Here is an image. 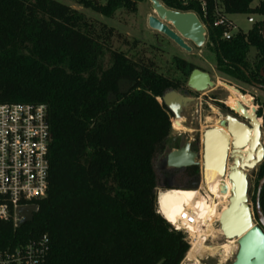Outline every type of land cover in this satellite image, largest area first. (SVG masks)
Listing matches in <instances>:
<instances>
[{"label": "trees", "instance_id": "trees-1", "mask_svg": "<svg viewBox=\"0 0 264 264\" xmlns=\"http://www.w3.org/2000/svg\"><path fill=\"white\" fill-rule=\"evenodd\" d=\"M161 1L196 13L207 25L221 73L264 86V0L255 7L253 0H223L225 13L256 17L249 30L241 28L231 39H223L224 28L213 24L212 0ZM77 2L109 18L136 9L134 0ZM113 32L58 0H0V103L46 104L51 133L47 195L36 202L31 221L0 220V251L47 234L45 264L184 260L186 234L158 213L154 193L155 158L172 131L159 98L179 83L135 47L132 55L112 49ZM251 48L257 51L253 63ZM177 66L186 76L195 68L183 59ZM246 99L256 108L253 97ZM252 200L256 210V195ZM260 206L264 214V187Z\"/></svg>", "mask_w": 264, "mask_h": 264}, {"label": "water", "instance_id": "water-1", "mask_svg": "<svg viewBox=\"0 0 264 264\" xmlns=\"http://www.w3.org/2000/svg\"><path fill=\"white\" fill-rule=\"evenodd\" d=\"M149 1L154 10V15L148 18V25L152 30L165 35L180 48L189 52L192 51V47L188 42L197 47L205 44L208 29L196 13L168 8L161 0ZM187 85L197 92H202L215 87L216 82L208 72L196 68L190 73ZM256 86L264 88L261 84ZM159 99L174 113L176 120L181 118L183 109L194 101L193 98L181 95L174 89H167ZM239 107L242 113L251 119V125L234 116L226 115L220 121V127L207 129L202 134L200 152L192 151L188 145L184 149L172 151L167 155V160L169 165L175 167L199 165L204 172L212 166L213 143H219L221 161L219 172L230 181L231 196L228 207L217 222L223 238L236 239L238 245L234 259L229 264H264V214L260 206L264 176L259 181L256 195V216L259 220V224H256L255 215L250 207L248 174L250 170L264 162L263 121L258 115L257 108H254L249 115L245 107L242 105ZM197 158L201 161L197 162ZM229 159L232 161L230 165H228ZM200 187L199 177L188 185L189 189ZM154 193L158 202L159 189H155ZM37 210L36 206L19 209V214L23 216L19 225L31 221Z\"/></svg>", "mask_w": 264, "mask_h": 264}, {"label": "rangeland", "instance_id": "rangeland-1", "mask_svg": "<svg viewBox=\"0 0 264 264\" xmlns=\"http://www.w3.org/2000/svg\"><path fill=\"white\" fill-rule=\"evenodd\" d=\"M62 3H65L74 9H77L83 12L88 19L96 24L99 27L100 23L105 24L108 28L113 29V36L110 40L111 48L117 50H123L128 54L132 55L133 51L130 52L133 47L134 51L137 52V55L146 57L149 61H152L154 65L157 67L158 71L162 74L169 76L170 78L175 79L179 85L178 90L182 89V86L187 89L186 83L189 75H184L180 69L177 67V60L183 59L186 63H192L194 67H199L200 69L208 72L213 80L217 83L219 87L217 89L209 88L202 93L192 94L193 97H198V103L195 104L191 109H198L200 111V105L203 102V98H205L204 94L218 96L220 98L226 99L228 98L229 104L232 106L236 105L235 99H239L241 103L246 107L250 108V112H253V107L250 106L246 99V94L253 97V105L257 109H261L262 114H264V88L256 86V84L246 83L240 80H237L233 77L227 76L221 73L217 68V57L216 53L212 48V44L209 41V35L207 33V40L202 47H197L191 42H188L192 51H186L180 48L177 44H175L172 40H170L165 35L152 30L148 25V18L151 15H154V10L152 8V4L149 0H134L136 3V9L133 11L127 10H119L116 12L114 17L109 18L100 13L93 11L92 9L85 8L80 5L77 0H58ZM101 3H106L107 0H98ZM232 19L236 21L237 25L243 30L247 31L252 27L251 23L247 21V14H234L231 15ZM207 26V25H206ZM208 29V27H207ZM135 43V45H134ZM257 55V51L254 48H251L248 54V60L253 63L255 61ZM104 66L108 67L110 65V53L104 57ZM181 87V89H180ZM223 87H226L230 93H228ZM239 87L241 90H236ZM161 102V100L159 99ZM199 116V112L197 113ZM183 119H188L186 122H181L180 130L178 131L173 127V119L172 121V131L171 135L176 136L178 133L183 132L184 130H194V129H204L206 123L201 122V127L198 124L191 123L189 120L188 112L183 114ZM208 124H211L214 120L209 118ZM184 126V127H183ZM190 135H196L195 132H188ZM264 141V138H263ZM231 164V163H229ZM260 166L257 168L250 170L249 174V194H250V207L255 215V223L259 224V220L256 216L255 205L253 203L252 197L257 195L258 185L260 181L259 172ZM157 173V184L158 187L156 189L167 190L172 188H182L188 189V183L185 177L180 175H168L167 177L171 180L170 182H165V180L159 177V172ZM203 177L204 172H202ZM163 179V180H162ZM204 180V178H203ZM203 184V183H202ZM205 189H201V192L205 194ZM217 197H220L217 194ZM222 197V196H221ZM226 208V204L220 210V213ZM218 219L215 221L214 225L219 228ZM225 242L223 236L218 237L215 240H209L207 242L208 245L218 246ZM230 246L234 247L237 251L238 245L235 239L227 241ZM191 248V245H190ZM189 248V249H190ZM189 251V250H188ZM221 253V254H220ZM213 254V250L207 246L205 247L200 255L194 259V261H198V264H229L233 261L235 253L230 256L227 260H225V256L222 253ZM187 255V254H186ZM217 257V258H216ZM186 258V256H185ZM221 259V260H220Z\"/></svg>", "mask_w": 264, "mask_h": 264}, {"label": "built area", "instance_id": "built-area-1", "mask_svg": "<svg viewBox=\"0 0 264 264\" xmlns=\"http://www.w3.org/2000/svg\"><path fill=\"white\" fill-rule=\"evenodd\" d=\"M212 1L216 15L213 24L224 28L223 39H231L241 28L230 14L225 13L223 0ZM261 1L253 0L251 6L255 7ZM247 21L253 25L256 17L248 15ZM261 73L264 75L263 71ZM50 145L46 104L0 103V220H12L19 225L23 219L19 209L38 207L36 202L47 195L51 170ZM158 213L175 230L186 234L191 243L186 227L197 223L194 213L182 210L176 222H170L160 209ZM49 249V236L43 234L13 249L0 251V264H45ZM187 263L198 264V261L184 258L181 264Z\"/></svg>", "mask_w": 264, "mask_h": 264}, {"label": "bare ground", "instance_id": "bare-ground-1", "mask_svg": "<svg viewBox=\"0 0 264 264\" xmlns=\"http://www.w3.org/2000/svg\"><path fill=\"white\" fill-rule=\"evenodd\" d=\"M235 102L239 111L242 112L239 106H245L239 99H235ZM248 114H251L250 110H248ZM180 124L181 121L179 119L175 120V129L178 131H181ZM218 145L219 143L217 142L213 143V155L211 156L212 166L204 171L205 177H203V184H201L200 188H172L159 191L157 202L158 209H160V212H162L170 222H176L180 212L186 209L190 210L197 217L196 224L186 227L192 238L190 243L191 248L186 255L187 261H194L207 246L213 250V254L220 253L222 250V253L226 257L225 260L236 253L235 248L230 246L227 242L228 240H225L224 243L218 246L207 244L209 240L213 241L223 236L221 229L216 227L214 223L217 219H220L222 214L220 210L224 205L226 204V208L228 207L229 197L231 196V183L219 172L221 161L219 159L220 147ZM201 189H205V194L201 192ZM217 194H219L220 197H217ZM235 241L237 242L236 239ZM219 264L221 263L219 262Z\"/></svg>", "mask_w": 264, "mask_h": 264}, {"label": "flooded vegetation", "instance_id": "flooded-vegetation-1", "mask_svg": "<svg viewBox=\"0 0 264 264\" xmlns=\"http://www.w3.org/2000/svg\"><path fill=\"white\" fill-rule=\"evenodd\" d=\"M196 68H199V67H195L194 69H196ZM188 78H189V76H188ZM187 82H188V80H187ZM186 86H187V89H185L182 86V89L180 87L181 90H178L177 88H168V89H174L179 94L187 96V97H191L194 99V101L188 107H185L183 109L182 114H181V118L179 120L182 123L186 122L188 119L184 120L183 114L185 112H188L189 120L191 123H195V122H196V124L199 123V125L201 127L202 126L201 122L203 120V122L206 123L205 128L202 130L201 129H194V130L188 129L187 131H183V132L178 133V135H176V136L170 135L165 142L163 150H161L157 154L154 164L156 166V172L160 173L159 177L163 178L165 180V182L171 181L167 177L168 175L176 174V175H180L182 177H185L188 184L195 181L199 177V178H201V184H202V181H203L202 166H199V165L182 166V167L171 166V165H169V162L167 160V155H169L172 151L184 149L188 145H190L192 151L200 152V150H201L200 137L202 136V134L207 129L220 127V121L223 120L226 115L234 116L237 119H239L240 121H242L248 125H251V119L249 117H246L242 112H240L239 108L229 104V102H228L229 97L226 99H223V98H220L218 96H215V94H213V95L204 94L205 98L202 99L203 102L200 105V111L198 109H191L195 104L198 103L197 102L198 97H193L192 94L194 93V94L198 95L199 93H202L203 91L197 92V91L191 89L190 87H188L187 83H186ZM216 86H217V83H216ZM211 88L217 89L219 87H211ZM223 88L228 93H230L226 87H223ZM236 88H237V90H241L239 87H236ZM246 109L248 111L250 108H246ZM167 110L171 116V120L173 119V121L175 122L176 119H175L174 113H172V111H170L168 108H167ZM198 112H199V116L197 114ZM258 115H259L260 119H262V121H263L262 129L264 132V114H262L261 109H258ZM209 118H212L214 120L211 124H208V122L210 121ZM173 127H175L174 123H173ZM188 132H195L196 135L192 136ZM196 161L200 162L201 160H200V158H197ZM231 162L232 161H230V159H229L228 165H230L229 163H231Z\"/></svg>", "mask_w": 264, "mask_h": 264}]
</instances>
